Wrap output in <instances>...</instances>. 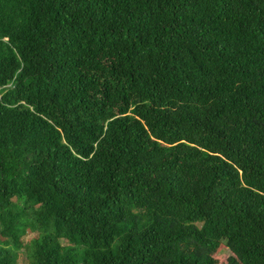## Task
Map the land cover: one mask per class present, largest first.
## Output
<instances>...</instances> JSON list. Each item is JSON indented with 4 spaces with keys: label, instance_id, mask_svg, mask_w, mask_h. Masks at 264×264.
<instances>
[{
    "label": "trees",
    "instance_id": "1",
    "mask_svg": "<svg viewBox=\"0 0 264 264\" xmlns=\"http://www.w3.org/2000/svg\"><path fill=\"white\" fill-rule=\"evenodd\" d=\"M19 252L264 264V0H0V264Z\"/></svg>",
    "mask_w": 264,
    "mask_h": 264
},
{
    "label": "rangeland",
    "instance_id": "2",
    "mask_svg": "<svg viewBox=\"0 0 264 264\" xmlns=\"http://www.w3.org/2000/svg\"><path fill=\"white\" fill-rule=\"evenodd\" d=\"M35 233H27L23 236L24 239V243L29 242L33 237H35ZM64 242V241H62ZM230 254V251L228 249V247L226 245H224L223 243L220 245V247L218 248V250L215 252L214 257L218 258L220 261H223L226 259V257ZM17 264H28L27 259L24 257V255L19 252L18 255V260H17Z\"/></svg>",
    "mask_w": 264,
    "mask_h": 264
}]
</instances>
